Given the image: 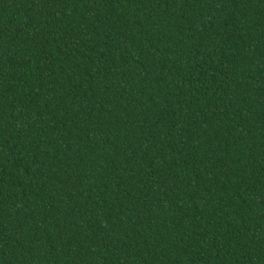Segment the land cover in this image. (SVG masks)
I'll use <instances>...</instances> for the list:
<instances>
[{"label":"trees","instance_id":"trees-1","mask_svg":"<svg viewBox=\"0 0 264 264\" xmlns=\"http://www.w3.org/2000/svg\"><path fill=\"white\" fill-rule=\"evenodd\" d=\"M0 264H264V0H0Z\"/></svg>","mask_w":264,"mask_h":264}]
</instances>
